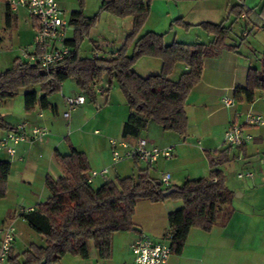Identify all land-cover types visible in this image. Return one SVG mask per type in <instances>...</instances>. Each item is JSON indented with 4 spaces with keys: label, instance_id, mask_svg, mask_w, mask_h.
I'll return each instance as SVG.
<instances>
[{
    "label": "trees",
    "instance_id": "trees-1",
    "mask_svg": "<svg viewBox=\"0 0 264 264\" xmlns=\"http://www.w3.org/2000/svg\"><path fill=\"white\" fill-rule=\"evenodd\" d=\"M233 9L236 10V19L242 14H249L241 5ZM100 10L115 17L131 19L130 36L134 38L131 54L123 46L108 57H80V41L96 19V16H84L80 7L69 18L73 29V35L67 42L69 56L47 72L20 58L15 60L9 69L0 74V102L27 90L24 94L27 114L36 107L55 113L56 108L48 98L67 79L74 80L93 101L97 95L95 89L108 93L116 83L129 110L122 127V139H137L150 123L157 124L163 131L185 137L187 96L200 81L202 61L208 49L235 51L236 46L226 44L231 26L201 23L200 26L212 38L209 43L173 42L166 45L163 34L152 31L140 33L149 15L147 0H110L104 2ZM99 50L102 49L98 42H93V52ZM141 57L158 59L160 72L147 77L139 76L133 67ZM178 65H182L184 70L177 80H173L171 76ZM257 91L264 93V60L259 69L249 68L246 87L237 89L234 97L237 101L244 98L252 103ZM15 129L0 113V131ZM230 148L232 146L217 157L208 156L210 170L207 177L187 180L180 187L164 188L160 180L149 175L150 166L147 165L146 168H139L134 175L106 181L96 189L86 180L89 172L86 156L71 148L68 155L57 156L62 175L56 180L49 176L45 179L49 197L36 204L31 211L20 214L26 226L43 237L44 246L29 244L21 255L12 254L11 248L6 264H59L66 255L88 259L89 243H92L100 259H108L112 236L135 229L132 218L136 204L167 199L182 202V208L167 217L171 253H180L189 231L193 228L210 231L216 225L222 207L232 196L218 168L228 161L227 150ZM9 173L10 163L0 161V199L6 196ZM170 189L175 191L163 196V192Z\"/></svg>",
    "mask_w": 264,
    "mask_h": 264
},
{
    "label": "crops",
    "instance_id": "crops-1",
    "mask_svg": "<svg viewBox=\"0 0 264 264\" xmlns=\"http://www.w3.org/2000/svg\"><path fill=\"white\" fill-rule=\"evenodd\" d=\"M1 1L5 8V25L11 28L19 21V13L16 11L11 12L6 6L5 0ZM65 1L58 0L60 7L65 6ZM213 1L221 0H180L178 2L147 0L149 15L146 23L152 21L151 17L153 16L158 17L156 21H162L163 19H170L171 21L181 20L192 26L200 23L218 24L220 22L224 26H231L232 31L230 34L235 26L238 27L237 31L239 33L238 41H234L235 39L231 38L230 34L226 39L227 45L236 46L234 52L213 48L206 51L202 61L200 81L192 88L186 99L185 112L188 123L185 137H180L174 132L163 131L161 128L159 130L153 126L154 124L150 123L147 130L137 139L127 140L135 143L138 139L144 138L150 146L159 149H172L174 155L170 160L159 159L149 169V175L154 179L161 180L163 175L169 174L170 187H180L187 180L207 177L210 170L208 156L217 157L220 152H223L228 147L224 146V134L230 123L235 122L243 126L244 115L247 113L264 117V93L255 92V98L252 103H248L244 98L237 101L234 97L237 89L246 87L249 68L259 69L262 60H264V54H259V56L253 58L250 53L242 51L243 49L254 50L250 44L244 46L246 40L250 37H253L252 40H255L257 45L264 48V0H222L223 3L221 4H205ZM201 3L205 4L204 7L196 6ZM236 5L246 8L249 14H242L239 19H236L234 14L236 10L234 11L233 9ZM163 8L168 11L164 13ZM21 10L23 11L24 20L31 25L34 37L35 21L26 10ZM8 11H10L9 16H7ZM226 14H228V17L225 19L224 16ZM157 28L156 23L153 24L151 22L148 31L157 33L159 32ZM194 30L196 31V27L187 32L176 27L172 40L179 43L186 42L183 40H187L185 38L187 36L190 37L191 31ZM69 31L70 28H68ZM165 34L167 33L163 35ZM205 35L208 40L203 44H207L212 40L210 35ZM70 38L68 36V40ZM102 41L110 45L107 47H111V44L107 43L105 39H102ZM166 44L168 43L166 42ZM99 47L101 49L107 48L100 45ZM101 52L105 55V51ZM97 55L95 54V56ZM160 69L161 63L158 61L156 67L148 68L147 73L138 75L147 77L159 73ZM183 70L182 65L176 66L171 78L177 80ZM96 93L95 101L98 99L99 94H104L106 96L105 101H108L109 94L106 95L100 89ZM77 96H84V93L80 90V93L64 98V101L67 104V99ZM224 99L231 100L232 104L226 106ZM51 105L55 106V113L49 111L52 115L57 116L58 107L56 103H51ZM35 111H37L36 116L33 119L29 117V120L38 121L45 128V125L55 122L46 112L41 113L42 111L39 108L36 107L31 113ZM128 114L129 110L127 107L125 110L110 115L108 118H101L99 113L90 114V119L84 122V126L88 127L92 120L98 119L100 121L102 119V136L96 135L95 132L98 131H94L93 134L79 131L77 126L79 124L83 126V124L75 122L73 116V120L70 119L68 124L72 129L71 134L69 138H65L66 143L64 146H62L61 142L57 143L59 137L52 134L48 139L40 143H36V141L31 144L29 142L18 144L15 147V156L12 158L6 153L0 152L4 155L3 157L0 156V161L10 163V173L7 178L8 193L6 196H9L10 184L13 181L17 183L18 178H20L22 182H25L24 177L27 167L34 169L37 176L41 178L44 190L46 177L49 176L56 180L62 175L57 156L68 155L71 148L84 153L87 158L89 172L104 169L108 171L112 162L109 140L122 139V127ZM21 123L24 122L9 124L17 127ZM244 132L251 135L252 140L245 142L241 146H232V148L228 149V161L218 167L224 175L225 185L231 191L232 196L219 212L216 225L210 231H203L198 228L191 229L181 252L177 254L171 253L167 264H264V130L256 127H245ZM77 134L86 138L82 137L80 139ZM87 140H91L93 145H88ZM196 145H198L197 148ZM60 148H63V150H60ZM187 157L190 160L187 164L189 165V170L178 171L177 169L181 162ZM233 165L243 172L252 173V178L237 177L240 181L244 180V182L238 183L235 189H230L223 168ZM146 167L147 165L142 163V166L138 167L136 171L139 168L143 169ZM118 169H114V171L117 173ZM108 176L109 171L105 176L99 178V186L108 181ZM97 177L93 178L91 186ZM33 207L34 205L26 208L19 207L9 219L13 223L17 219L24 227H27L20 214L22 210ZM181 208V201L171 199L155 203L149 201L138 202L132 218L135 229L128 232L115 233L112 236L111 255L108 259H100L96 251L93 254L89 252L88 258L90 261L85 264H134L132 245L135 240L140 237H148L155 242H164V236L169 230L168 214ZM6 220L3 221L2 227L7 225L5 224ZM16 240L12 247V254H14ZM62 261H66L65 257ZM70 261L81 264L77 258H73Z\"/></svg>",
    "mask_w": 264,
    "mask_h": 264
},
{
    "label": "rangeland",
    "instance_id": "rangeland-1",
    "mask_svg": "<svg viewBox=\"0 0 264 264\" xmlns=\"http://www.w3.org/2000/svg\"><path fill=\"white\" fill-rule=\"evenodd\" d=\"M110 0H66L65 6H61L64 10L65 14V20L67 22L68 28H70V31L68 32V36L72 37V27L69 25V17L70 13L72 11L79 10L80 7L82 9L83 15L86 17H94L96 16L95 22L93 26L88 30V34L84 35L82 37V40L79 44L78 53L80 57L82 58H89L94 56L95 54H98V56L102 57H108L107 55L114 53L115 51L119 50L123 46H125V50L128 54H131L133 51V36H130L132 24L130 18H119L110 15L109 13L105 11H101L100 7L104 2H108ZM168 1V0H167ZM170 2H178L180 0H169ZM80 3L82 6H80ZM221 4L223 1H213L207 4ZM180 4V2H179ZM204 3L197 4V7H204ZM164 13L168 11L166 8H163ZM19 13V21L16 23V25H13L11 28L6 27L4 15H5V8L3 6L2 1L0 0V74L4 72L5 70L9 69L15 60L22 57L24 51L31 52L34 49L33 46V31L31 29V25L28 21H25L23 18V11L21 9L16 11ZM226 14L224 18L226 19L228 16ZM158 17H151L152 21H149L148 23L145 22L142 30L140 33H145L148 31L149 27L151 26V22L156 23V26L158 27L157 30L159 32L157 33H167L163 36V42L166 44H171L173 42L172 38L175 35V28L178 27L181 30L189 31L192 28L196 27V31H191L190 37L187 36L183 40L186 42V44H192L196 42L205 43L206 40H208L205 36L206 31L203 29L200 24H197L195 26H184L183 24H186L187 22H182L175 20L171 21L170 19L166 20L163 19L162 21H156ZM220 23V22H219ZM218 23V24H219ZM226 23V22H224ZM238 27H234L233 32L230 34V37L235 39L234 41H238L239 33L237 31ZM205 33V34H204ZM208 35V34H207ZM185 37V36H184ZM102 39H105L107 43L111 44V47L103 48L101 51H105L104 53L101 51L93 52V42H103ZM171 39V40H170ZM253 37H250L248 40H246L245 45H252L254 50L248 51L243 49L242 51L248 52L252 55L253 58L256 56H259V54H264V48H261L259 45H257L256 41L254 42ZM171 41V42H170ZM170 42V43H169ZM243 42V44H244ZM166 44V45H168ZM159 60L152 57H141L134 63V71L137 74L143 75L144 73H147L148 68L156 67L157 62ZM160 72V71H159ZM100 87H104L103 85H100ZM96 90V89H95ZM27 90H21L15 97L9 100L1 101L0 102V113L4 117L6 121L9 123L15 124L17 122L23 121L28 123L31 126H44L40 122H33L32 120H29V117L33 119L35 117L36 112H33L31 114H27L24 110V94ZM97 91V90H96ZM80 93L79 87L75 84V81L72 79L65 80L62 84L59 90L52 95L49 96L48 100L51 103H56L58 107V115H52L49 110L42 111L41 113H47L55 122L51 123L50 125H45L48 129L49 133L45 139L42 141L48 139L52 134L57 135L59 137V141L57 143L61 142L64 146L66 143L65 138H69L71 134V128L70 125V119L74 120L75 122L79 123L81 122L82 125L79 124L77 126V129L79 131H82L83 133H90L93 134L94 131H98L99 136L103 135V129H102V119L99 121L98 119L92 120L90 124H88V127L84 126V122L89 118L90 114H100L102 117H109L110 115H114L118 112H121V110L126 109V103L125 99L120 92L118 86L116 83H113L112 88L108 91V93H105L106 95L109 94L108 101H105L106 96L104 94H99L98 99L93 102L90 97H88L87 94H84L86 103L84 105L78 106L72 110H69L68 105L65 103L64 98L70 97L73 94ZM65 112H69L70 118H64L63 114ZM154 124V125H153ZM153 126L158 128L160 130V127L158 125H155V123H152ZM78 131V130H77ZM5 133L4 131H1V134ZM78 135V134H77ZM81 139L86 138L82 135H78ZM42 141H37L36 143H40ZM197 142V140H196ZM88 145H93L91 143V140H87ZM224 146H227L224 144ZM198 145H196V148ZM60 150H63V148ZM4 156L3 153H0ZM173 154V153H172ZM174 155V154H173ZM189 159H185L181 162L178 171H188L189 170ZM198 163L197 155H196V164ZM117 169V173L113 169ZM142 163L139 162L135 164L133 161L130 160H124L119 163L113 164L111 162V167L108 168L109 176L108 181H113L117 177L123 178L127 176L134 175L136 173V169L138 167H141ZM107 170V169H106ZM107 171V172H108ZM224 174L227 178L228 187L230 189H235V187L238 186V183H243L244 180L240 181V179L237 178V175L240 173H244L242 170H240L236 166H230L223 168ZM101 177H97L92 184V187L96 189L99 186ZM25 182H22L20 178H18L17 183L13 181L12 184H10L9 188V196H5L6 198L0 199V228L2 227V223L4 220H6L5 224H11L16 231V244L14 248V254L15 255H21L22 252L29 246V244H35L38 246H44V239L42 236L38 235L37 233L31 231L28 227H24V225L17 219L16 222H11L9 219L14 211L18 210L19 207H28V206H35L36 204L45 201L49 195L46 189L43 190V182L40 177L37 176L34 169H31L27 167L25 172ZM8 193V188L6 191V195ZM237 193V192H236ZM234 196H236L234 194ZM1 238V236H0ZM89 250L90 253L93 254L95 252V249L92 245V243H89ZM73 258H77L81 264L88 263L90 260L88 259H82L80 257H72L70 255L65 256L66 261H62L60 264H76L70 260ZM64 262V263H63Z\"/></svg>",
    "mask_w": 264,
    "mask_h": 264
},
{
    "label": "built area",
    "instance_id": "built-area-1",
    "mask_svg": "<svg viewBox=\"0 0 264 264\" xmlns=\"http://www.w3.org/2000/svg\"><path fill=\"white\" fill-rule=\"evenodd\" d=\"M6 6L11 12L19 9L27 11L35 21L33 46L31 52L24 51L22 61L39 67L47 72L64 61L70 54L68 46V26L65 20L64 10L60 7L58 0H5ZM98 90V88L96 89ZM69 110L85 103L84 96L67 99ZM224 104L230 106L232 101L224 99ZM69 118V112L63 114ZM245 127H256L264 130V117L253 113L244 115V125L235 122L228 125L224 134V144L227 146H241L251 141L252 136L244 132ZM49 131L45 127L31 126L24 122L19 124L15 130L0 134V152L6 153L10 158L15 156V147L22 142L42 141ZM98 134V132H95ZM112 163L116 164L124 160H133L148 166L154 165L159 159L170 160L173 156L171 148L159 149L150 146L144 138L135 143L124 139H110ZM107 170L91 171L87 175V183L91 184L94 177H103ZM238 178H252V173L244 172L237 175ZM164 188L170 187V175L165 174L160 180ZM30 209L22 212L31 211ZM21 212V213H22ZM0 264H6L11 248L16 240V231L11 224L0 228ZM170 235L164 236V242H155L148 237H140L132 245V256L134 264H167L171 255L169 245Z\"/></svg>",
    "mask_w": 264,
    "mask_h": 264
},
{
    "label": "water",
    "instance_id": "water-1",
    "mask_svg": "<svg viewBox=\"0 0 264 264\" xmlns=\"http://www.w3.org/2000/svg\"><path fill=\"white\" fill-rule=\"evenodd\" d=\"M99 45L101 47H107V46H110L108 44H106L105 42H100ZM175 190L174 189H170V190H166L165 192H163V196H168L170 195L171 193H173Z\"/></svg>",
    "mask_w": 264,
    "mask_h": 264
}]
</instances>
